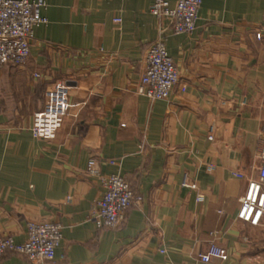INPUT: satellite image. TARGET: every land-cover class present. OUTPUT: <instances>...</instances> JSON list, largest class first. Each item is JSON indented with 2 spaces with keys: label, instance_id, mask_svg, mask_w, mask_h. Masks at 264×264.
Segmentation results:
<instances>
[{
  "label": "crops",
  "instance_id": "obj_1",
  "mask_svg": "<svg viewBox=\"0 0 264 264\" xmlns=\"http://www.w3.org/2000/svg\"><path fill=\"white\" fill-rule=\"evenodd\" d=\"M45 1L27 62L0 74V234L23 243L30 221L60 223L56 264H264V220L237 217L264 152V0H203L191 34L152 15L153 0ZM160 37L180 79L170 99L151 100L137 88ZM58 81L80 105L54 140L35 139L33 116ZM110 174L142 202L121 228L97 229ZM212 241L227 258L203 263ZM0 264L28 263L8 253Z\"/></svg>",
  "mask_w": 264,
  "mask_h": 264
},
{
  "label": "built area",
  "instance_id": "obj_2",
  "mask_svg": "<svg viewBox=\"0 0 264 264\" xmlns=\"http://www.w3.org/2000/svg\"><path fill=\"white\" fill-rule=\"evenodd\" d=\"M202 2L203 0H178L171 6L168 0H153L150 12L169 21L175 34H191L197 28ZM45 6V0H0V74L7 64L19 66L27 62L36 27L48 23V19L42 15ZM121 21V18L114 19L116 23ZM255 38L258 41L264 38V24L255 32ZM179 79V70L167 51L164 39L160 37L146 51L145 69L137 93L151 100H168ZM69 90L65 81H58L48 89L43 108L33 116L30 127L33 138L52 141L57 137L69 109L80 105L69 102ZM181 90L185 91V87ZM210 132L209 140L212 141L214 129L211 128ZM110 163L115 164L114 161ZM87 170L91 175H100L96 159L89 160ZM235 175L244 177L240 173ZM101 181L104 194L96 202L91 220L97 229L121 228L125 224L128 210L140 205L142 197L121 174L102 176ZM183 186L197 189L196 184L189 182L187 175ZM237 217L255 226L263 223L264 152L258 168V178L248 180ZM62 230L63 227L58 222L30 221L27 225V239L23 243L16 242L10 235L0 234V256L15 253L23 256L28 264H56V251L63 240ZM213 258H227L225 249L214 241L199 259L203 263H209Z\"/></svg>",
  "mask_w": 264,
  "mask_h": 264
}]
</instances>
